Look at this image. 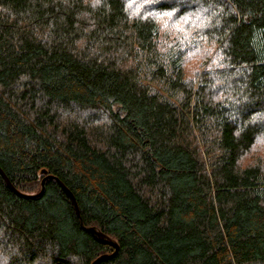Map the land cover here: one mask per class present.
I'll return each mask as SVG.
<instances>
[{"label": "trees", "instance_id": "1", "mask_svg": "<svg viewBox=\"0 0 264 264\" xmlns=\"http://www.w3.org/2000/svg\"><path fill=\"white\" fill-rule=\"evenodd\" d=\"M0 167V264H264V0H0Z\"/></svg>", "mask_w": 264, "mask_h": 264}, {"label": "water", "instance_id": "2", "mask_svg": "<svg viewBox=\"0 0 264 264\" xmlns=\"http://www.w3.org/2000/svg\"><path fill=\"white\" fill-rule=\"evenodd\" d=\"M0 173L2 174V176L4 177V179L6 180V182L8 183V185L16 192V193H19V194H23L21 193L13 184L12 182L10 181V179L8 178V176L6 175V173L3 171V169L0 167ZM42 173L45 174L44 178L42 179V182H41V190L37 193V195H41L44 193L45 189H46V180L49 179V178H55L58 180L59 184L61 185V187L63 188V190L66 192V194L70 197L71 201L73 202V205L76 209V212L77 214L80 216V209H79V206H78V203H77V200L74 196V194L72 193V191L64 184V182H62L58 177L54 176V175H50V174H47V170L46 169H43L42 170ZM80 219H81V216H80ZM81 223L83 225V227L89 231L96 240H98L99 242L101 243H105V244H110L112 246H114L115 250L113 253L111 254H108V253H104V254H101L100 256H98L93 262L92 264H99L100 262L104 261L105 259H108L112 256H114L118 250H119V244L114 241L108 234L104 233L103 231H101L100 229H98L97 226H85L82 219H81Z\"/></svg>", "mask_w": 264, "mask_h": 264}]
</instances>
